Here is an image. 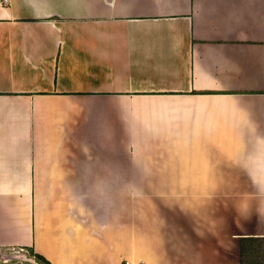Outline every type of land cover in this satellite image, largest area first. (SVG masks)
Wrapping results in <instances>:
<instances>
[{
  "label": "crops",
  "instance_id": "crops-1",
  "mask_svg": "<svg viewBox=\"0 0 264 264\" xmlns=\"http://www.w3.org/2000/svg\"><path fill=\"white\" fill-rule=\"evenodd\" d=\"M255 243L264 0H0V255L250 264Z\"/></svg>",
  "mask_w": 264,
  "mask_h": 264
},
{
  "label": "rangeland",
  "instance_id": "rangeland-1",
  "mask_svg": "<svg viewBox=\"0 0 264 264\" xmlns=\"http://www.w3.org/2000/svg\"><path fill=\"white\" fill-rule=\"evenodd\" d=\"M230 183H213V193H226V185ZM240 184H245L247 188V193L251 190V193L255 192L254 183H231V185L239 186ZM132 183L123 182V193H129ZM161 183H154V189L161 190L159 187ZM247 259L250 261V264H257L259 257L264 255V244H250L247 247ZM3 255H0L1 258L6 261L8 264H40L36 259L29 256V252L24 249H13V250H2ZM2 260V261H3Z\"/></svg>",
  "mask_w": 264,
  "mask_h": 264
},
{
  "label": "trees",
  "instance_id": "trees-1",
  "mask_svg": "<svg viewBox=\"0 0 264 264\" xmlns=\"http://www.w3.org/2000/svg\"><path fill=\"white\" fill-rule=\"evenodd\" d=\"M29 255L31 258L36 259L41 264H50L48 261H46L42 256L37 255L33 252V250L30 249Z\"/></svg>",
  "mask_w": 264,
  "mask_h": 264
},
{
  "label": "built area",
  "instance_id": "built-area-1",
  "mask_svg": "<svg viewBox=\"0 0 264 264\" xmlns=\"http://www.w3.org/2000/svg\"><path fill=\"white\" fill-rule=\"evenodd\" d=\"M5 1V3H7V0H4Z\"/></svg>",
  "mask_w": 264,
  "mask_h": 264
}]
</instances>
